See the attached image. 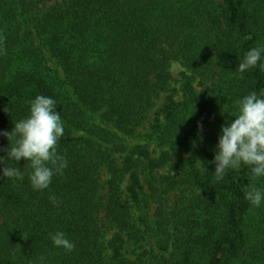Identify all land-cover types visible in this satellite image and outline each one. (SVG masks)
<instances>
[{
    "label": "trees",
    "instance_id": "obj_1",
    "mask_svg": "<svg viewBox=\"0 0 264 264\" xmlns=\"http://www.w3.org/2000/svg\"><path fill=\"white\" fill-rule=\"evenodd\" d=\"M50 1L0 0V131L51 96L68 162L43 191L28 162L0 163L25 172L0 177V264H264V202L244 198L264 177L217 180L210 163L237 100L264 93V68L236 70L264 44V0ZM56 231L73 251L53 247Z\"/></svg>",
    "mask_w": 264,
    "mask_h": 264
},
{
    "label": "clouds",
    "instance_id": "obj_2",
    "mask_svg": "<svg viewBox=\"0 0 264 264\" xmlns=\"http://www.w3.org/2000/svg\"><path fill=\"white\" fill-rule=\"evenodd\" d=\"M261 60H264V44L247 50L236 70L243 74L258 64L264 68V64L259 63ZM198 128L202 133L203 125ZM200 133L198 139L202 141ZM63 134L64 124L56 101L51 96L36 95L29 102L27 115L12 123L10 131H0V136L8 142L6 149H0L5 152L0 156V163L5 159L15 165L21 160L28 162L30 186L34 191H43L50 186L53 177L62 174L68 166L67 159L57 150ZM213 151L210 163L214 165L212 174L217 180H222L228 170H239L242 166L250 169L253 180L264 177V93L251 91L237 100L234 117L221 125ZM24 176L20 167H0V177L23 179ZM244 189L245 200L260 207L264 202V187L247 184ZM50 240L53 247L66 252L75 248L63 231L52 233ZM44 259L40 256L30 264H44Z\"/></svg>",
    "mask_w": 264,
    "mask_h": 264
},
{
    "label": "rangeland",
    "instance_id": "obj_3",
    "mask_svg": "<svg viewBox=\"0 0 264 264\" xmlns=\"http://www.w3.org/2000/svg\"><path fill=\"white\" fill-rule=\"evenodd\" d=\"M59 1H61V0H51L50 3H49V5H51V4L55 3V2H59ZM170 71H171L172 78H173V82L171 83V87L172 88H175V89H178L179 86H180V80H181L182 74L183 73H186V70L184 69V67L182 66V64L180 62H172L171 63V67H170ZM166 95L167 94H162L161 95L162 96L161 99L157 102V105L152 109V111L150 113V116L148 117V120H146V124L138 130V133L144 134V132L149 129L150 121H153L155 123V120L153 119L154 118V114L158 110L159 105L161 104L163 98ZM205 141H206V139H205ZM202 143L203 142H200L199 141L197 144L200 145V146H202L203 145ZM103 177H104V180H106V177H105L104 173H103ZM111 234H112V232H108L106 234V237L109 238ZM132 249H133V247H128L126 250H132ZM136 251H137V249L135 250V252ZM132 253H131V257H132ZM127 255H130V254L127 253ZM128 257L131 258L130 256H128Z\"/></svg>",
    "mask_w": 264,
    "mask_h": 264
}]
</instances>
